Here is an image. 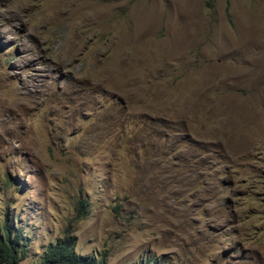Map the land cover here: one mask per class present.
Instances as JSON below:
<instances>
[{"label": "rangeland", "instance_id": "1", "mask_svg": "<svg viewBox=\"0 0 264 264\" xmlns=\"http://www.w3.org/2000/svg\"><path fill=\"white\" fill-rule=\"evenodd\" d=\"M5 220L20 264L69 225L106 264H264V0H0Z\"/></svg>", "mask_w": 264, "mask_h": 264}, {"label": "trees", "instance_id": "2", "mask_svg": "<svg viewBox=\"0 0 264 264\" xmlns=\"http://www.w3.org/2000/svg\"><path fill=\"white\" fill-rule=\"evenodd\" d=\"M86 203L80 201L75 220L87 214ZM76 236L70 225L64 230L63 236L49 243L38 264H106L105 257L96 258L75 252ZM25 237L21 231H15L5 220L0 228V264H20L26 257ZM138 264H150L149 261H140Z\"/></svg>", "mask_w": 264, "mask_h": 264}]
</instances>
